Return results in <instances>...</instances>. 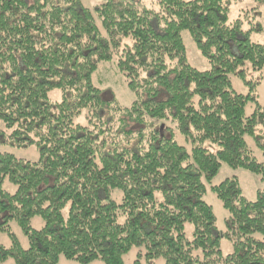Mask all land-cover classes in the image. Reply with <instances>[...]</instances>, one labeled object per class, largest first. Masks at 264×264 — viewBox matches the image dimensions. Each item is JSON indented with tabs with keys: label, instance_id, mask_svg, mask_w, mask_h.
Returning a JSON list of instances; mask_svg holds the SVG:
<instances>
[{
	"label": "trees",
	"instance_id": "trees-1",
	"mask_svg": "<svg viewBox=\"0 0 264 264\" xmlns=\"http://www.w3.org/2000/svg\"><path fill=\"white\" fill-rule=\"evenodd\" d=\"M98 1L0 0V138L40 153H0V233L10 239L0 263L126 264L136 247L163 264H264V188L249 200L236 175L211 186L228 212L224 231L204 200L223 163L264 181L255 151L264 156L263 77H252L264 70V44L230 20L228 0ZM186 30L210 69L190 64ZM107 61L135 95L131 105L93 82Z\"/></svg>",
	"mask_w": 264,
	"mask_h": 264
},
{
	"label": "rangeland",
	"instance_id": "rangeland-1",
	"mask_svg": "<svg viewBox=\"0 0 264 264\" xmlns=\"http://www.w3.org/2000/svg\"><path fill=\"white\" fill-rule=\"evenodd\" d=\"M87 6H94L100 1L98 0H83ZM230 6L229 17L230 20L240 19L242 21V26L244 30H249L251 34V39L255 42L264 44V0H228ZM158 0H143L148 7L156 8ZM184 43L187 47L188 60L192 66L199 70H208L211 68V63L208 59L201 53L198 49L196 43L194 42L189 31H183ZM251 74V73H250ZM263 77L260 81V84L257 88V97L264 107V70L263 72H253L252 77L259 79ZM233 87L236 91L240 93L247 94L249 92L248 87L237 75H231ZM93 82L101 87L105 95L109 98L116 96L120 103L124 106H129L135 100V95L128 88L125 77L119 72L118 68L115 66V63L111 61L103 62L100 64L99 69L93 75ZM51 99L57 100L61 98V91L54 90L50 93ZM248 109L251 111L253 105L250 104ZM3 129V128H1ZM177 140L180 144L184 145L188 150H191L192 145L188 142H185L184 138L178 134ZM204 146L216 151L220 148L218 144L211 142H205ZM258 158L263 161L264 156L259 150H255ZM10 152L13 153L16 157L21 159H26L30 161H36L39 159L40 153L38 147L34 144H26L25 141H20L17 138L10 139L7 137V133H1L0 138V153ZM238 176L241 180L242 188L244 195L249 200H255L257 197V192L259 189L264 188V181L256 174L245 170V169H234L227 165L226 163L222 164V167L218 175L211 181L207 182V192L204 196V200L213 207L214 212L217 217V226L221 231L225 230L226 220L228 218V212L223 207L222 202L219 200L217 195L212 191V185H218L223 182L226 178L232 176ZM4 188L10 191L11 193L15 192L17 186L11 183L8 179L4 182ZM12 230L15 232L18 237L24 242V245L27 244L26 236L23 234L19 225L16 221L11 223ZM32 225L35 228H40L44 225V220L41 217H34L32 219ZM193 227L188 225L187 231L190 236H192ZM0 242L5 245H10V239L4 233H0ZM221 249L224 254H228L233 251V245L231 241L223 238L221 243ZM126 264H163L164 259H152L147 260L144 256H139V249L133 248L128 254L124 256ZM0 264H16L13 258L6 260ZM60 264H76L75 260L67 259L61 257ZM93 264H105L102 260H96Z\"/></svg>",
	"mask_w": 264,
	"mask_h": 264
},
{
	"label": "crops",
	"instance_id": "crops-1",
	"mask_svg": "<svg viewBox=\"0 0 264 264\" xmlns=\"http://www.w3.org/2000/svg\"><path fill=\"white\" fill-rule=\"evenodd\" d=\"M240 183H241V180H240ZM242 185V184H241Z\"/></svg>",
	"mask_w": 264,
	"mask_h": 264
}]
</instances>
